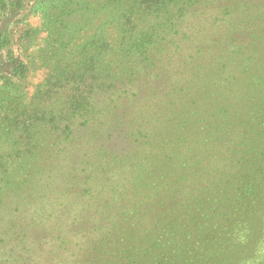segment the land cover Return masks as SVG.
<instances>
[{
    "label": "rangeland",
    "instance_id": "1",
    "mask_svg": "<svg viewBox=\"0 0 264 264\" xmlns=\"http://www.w3.org/2000/svg\"><path fill=\"white\" fill-rule=\"evenodd\" d=\"M221 2L141 68L97 0H0V264H264V0Z\"/></svg>",
    "mask_w": 264,
    "mask_h": 264
},
{
    "label": "trees",
    "instance_id": "2",
    "mask_svg": "<svg viewBox=\"0 0 264 264\" xmlns=\"http://www.w3.org/2000/svg\"><path fill=\"white\" fill-rule=\"evenodd\" d=\"M97 2L99 10L104 11L105 15V20L102 23V42L100 45L106 52L111 50L106 35L114 28L120 34L117 41L120 54L124 49L122 53L130 52L132 63L141 67L142 63L146 66H154L159 61L162 62L163 52H166L170 47L172 48L173 44L176 47L178 42L188 39V29L187 27L183 28L182 18L186 15H195L199 7L212 3L213 0H97ZM228 2L229 0H222L221 2L226 10L228 8L225 6ZM106 17L110 19L106 20ZM111 24H113V28ZM87 71L88 69L78 68L68 74L67 77L69 75L73 76L71 80H68L73 83L70 88L79 92L84 88H89L91 91H93V88H100V91L107 93L106 97H109L110 92L115 91L114 88H118V84L113 82L114 78L112 76L106 74L101 77L99 72L93 75L87 73ZM91 94L93 92L85 95L72 94L70 102H66L67 112L73 116L77 112L82 113L89 105H92ZM86 111H89V109ZM31 136L32 134L28 131L23 132V135H18L15 132L10 133L7 142L11 146H9L5 156L9 157L14 152L13 148H20L18 146L21 144H23L21 151L31 154L30 150H24L29 146L34 152L35 144L29 142L26 144L22 141L32 139ZM3 168L4 164L0 159V172H3Z\"/></svg>",
    "mask_w": 264,
    "mask_h": 264
}]
</instances>
